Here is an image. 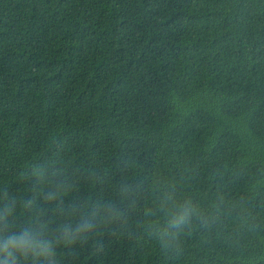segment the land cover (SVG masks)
<instances>
[{
  "label": "trees",
  "instance_id": "1",
  "mask_svg": "<svg viewBox=\"0 0 264 264\" xmlns=\"http://www.w3.org/2000/svg\"><path fill=\"white\" fill-rule=\"evenodd\" d=\"M0 264H264V0H0Z\"/></svg>",
  "mask_w": 264,
  "mask_h": 264
}]
</instances>
